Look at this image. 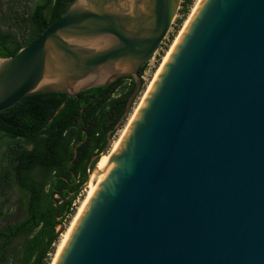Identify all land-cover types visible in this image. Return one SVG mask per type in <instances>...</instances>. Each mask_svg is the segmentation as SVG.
I'll list each match as a JSON object with an SVG mask.
<instances>
[{
    "label": "water",
    "instance_id": "95a60500",
    "mask_svg": "<svg viewBox=\"0 0 264 264\" xmlns=\"http://www.w3.org/2000/svg\"><path fill=\"white\" fill-rule=\"evenodd\" d=\"M181 1L72 0L0 57V112L131 78L106 155ZM103 168L55 264H264V0H201ZM52 201L62 228L51 243L67 230Z\"/></svg>",
    "mask_w": 264,
    "mask_h": 264
},
{
    "label": "trees",
    "instance_id": "16d2710c",
    "mask_svg": "<svg viewBox=\"0 0 264 264\" xmlns=\"http://www.w3.org/2000/svg\"><path fill=\"white\" fill-rule=\"evenodd\" d=\"M71 1L22 0L27 2V12L16 15L15 30L0 26V57L15 56L30 45L64 15ZM189 3L186 0V9ZM11 11L9 17L13 18ZM146 66L141 68V75ZM125 80H130L127 91L116 96ZM118 81L68 100L66 94L60 93L32 95L0 112V138L8 142L7 166L0 171V264H48V255L56 242L51 243L56 235V207L51 202L49 187L62 183L63 178L73 181V172L83 185L106 152L109 133L122 118L135 88L131 78ZM66 100L65 107L56 114ZM85 102L80 128L78 118ZM87 136L74 159L76 143ZM13 191L16 199L11 202L8 195ZM77 196L58 210L61 223L75 214L73 204ZM14 208L24 214L16 224L10 219ZM17 240H21L18 245Z\"/></svg>",
    "mask_w": 264,
    "mask_h": 264
},
{
    "label": "rangeland",
    "instance_id": "374dc122",
    "mask_svg": "<svg viewBox=\"0 0 264 264\" xmlns=\"http://www.w3.org/2000/svg\"><path fill=\"white\" fill-rule=\"evenodd\" d=\"M22 0H0V26L4 29L7 30L8 28L12 27L13 30H15V24L17 23L16 15L20 14L23 15L27 12L26 4L27 2H21ZM38 0H32V2H36ZM186 0L181 1V6L179 9V12L173 22L172 28L167 35L166 39L164 42L160 45L158 48L157 52L153 56V58L147 63V66L142 74L143 78V86L140 94L136 98L132 111L129 115L128 120L125 122L124 126L121 127L120 130L116 131L113 136L112 140L114 142L113 147L109 150V152L106 154L104 157H108L112 152L115 144L120 141L122 136L124 135V132L126 131L129 123L133 119L136 111L138 108L141 106L147 92L149 91L151 85L153 84L158 72L160 71V68L162 67L166 57L168 56V53L171 51L173 46L176 43V40L179 38L180 34L182 33L186 22L189 20L190 16L198 6L200 0H190V3L187 7L185 8ZM30 3V1H29ZM13 7V9L11 8ZM12 9V11H11ZM12 13V17H9V13ZM130 85V80H125L122 88H120L116 92V96L119 94H124L128 87ZM8 147V142L2 140L0 138V171H2L6 166H7V157H6V151ZM94 174L92 175V180H93ZM88 188H84L80 193L78 194L76 200L74 201L73 207L75 209V214H73L70 218H68L63 224L66 226V229L68 230L71 226V224L74 221V218L82 204V202L86 199L88 195ZM9 198L11 199V202H13L16 199V192L13 191L10 193ZM1 200V199H0ZM1 202V201H0ZM10 207V204L6 206V210ZM23 212L19 209L17 210L16 208L13 209V211L10 213V219L12 222L15 224L20 222L23 219ZM61 226L59 225L57 228V231L61 230ZM63 236L62 235L60 238L56 240V242L52 246V251L48 255L47 258V263L48 264H53L54 260L58 254L59 247L61 245V242L63 241ZM21 240H17L15 242L16 245L20 244Z\"/></svg>",
    "mask_w": 264,
    "mask_h": 264
},
{
    "label": "bare ground",
    "instance_id": "6f19581e",
    "mask_svg": "<svg viewBox=\"0 0 264 264\" xmlns=\"http://www.w3.org/2000/svg\"><path fill=\"white\" fill-rule=\"evenodd\" d=\"M200 2H201V0H200ZM200 2H199V4H200ZM199 4H198V5H199ZM197 7H198V6H197ZM197 7H196V9H197ZM196 9H195V10H196ZM195 10H194V12H195ZM194 12H193V13H194ZM193 13H192V15H193ZM192 15L190 16V18L192 17ZM190 18H189V20H190ZM189 20L186 22L185 27L187 26ZM185 27H184V29H185ZM184 29H183V30H184ZM182 32H183V31H182ZM181 35H182V33L180 34V36H181ZM180 36H179V38H180ZM179 38L176 40V43H177V41L179 40ZM176 43H175V45H176ZM175 45L173 46V48L175 47ZM173 48H172L171 51L168 53V56L166 57V59H165L163 65H162V67L160 68V71H161V69L163 68L165 62L167 61L169 55L171 54ZM160 71L158 72V74L160 73ZM158 74H157V76H158ZM157 76H156V78H157ZM156 78H155V80H156ZM155 80H154V82H155ZM154 82H153V83H154ZM152 85H153V84H152ZM152 85H151V87H152ZM151 87H150V89H151ZM150 89H149V90H150ZM148 92H149V91H148ZM148 92H147V94H148ZM147 94H146V96H147ZM146 96H145V97H146ZM139 108H140V107H139ZM139 108H138V109H139ZM137 111H138V110H137ZM137 111H136V113H137ZM136 113H135V115H136ZM135 115H134V116H135ZM133 118H134V117H133ZM132 120H133V119H132ZM132 120H131V121H132ZM130 123H131V122H130ZM130 123H129V124H130ZM128 126H129V125H128ZM127 129H128V127H127ZM127 129H126V130H127ZM125 132H126V131H125ZM125 132H124V134H125ZM122 137H123V136H122ZM120 140H121V139H120ZM119 142H120V141H118V142L115 144V146H114V148H113V152H114V150H115V148L117 147V145H118ZM113 152H112V153H113ZM112 153H111L108 157H104V156H106V155H104V156H102V157L100 158V160H99V162H98L97 171L94 173L93 180H92V178H91L90 185L88 186V187H89L88 195H87L86 199L82 202V204H81V206H80V208H79V210H78V212H77V214H76V216H75V218H74V221H73V223L71 224L70 228H69L68 230H66V232L63 234V235H64V236H63V241L61 242V245H60V247H59L58 254H57V256H56V258H55L53 264H55V262H56V260H57V258H58V256H59V254H60V252H61V250H62V248H63V246H64V244H65V242H66V240H67V238H68V236H69V234H70V232L72 231V229H73V227H74V225H75L77 219L79 218L81 212L83 211V209H84L86 203L88 202L90 196L92 195V193H93V191L95 190L96 186L98 185L99 181L102 179V175H103V172H104L103 163H105V162L109 159V157L112 155Z\"/></svg>",
    "mask_w": 264,
    "mask_h": 264
},
{
    "label": "flooded vegetation",
    "instance_id": "af4514ba",
    "mask_svg": "<svg viewBox=\"0 0 264 264\" xmlns=\"http://www.w3.org/2000/svg\"><path fill=\"white\" fill-rule=\"evenodd\" d=\"M105 90H107V88H105ZM109 91H110V89H109ZM93 158H95V157H93ZM72 174L74 176L73 181H69V179L63 178L62 183H59L58 185H56V184H53V180H51V184H53L52 186L49 187V189L51 188V191H52L51 192V202L55 206V202L52 201V195H55V199L57 200V202L59 204L58 210L61 207H65V205L67 203H69L74 197H76L80 193V187L82 186L81 185V179L79 176H76L74 172ZM49 189H47V192H49ZM59 196H62V198H60ZM57 217H58V215H57ZM58 219H59V222L61 223V221H60L61 219L59 217H58ZM55 222H56V217H55ZM55 229L57 231V222L55 225Z\"/></svg>",
    "mask_w": 264,
    "mask_h": 264
}]
</instances>
